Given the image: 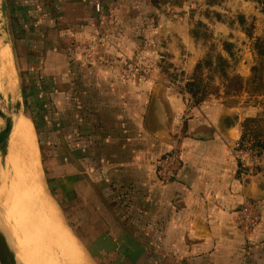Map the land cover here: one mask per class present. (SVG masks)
<instances>
[{"label":"rangeland","instance_id":"obj_1","mask_svg":"<svg viewBox=\"0 0 264 264\" xmlns=\"http://www.w3.org/2000/svg\"><path fill=\"white\" fill-rule=\"evenodd\" d=\"M57 2L0 0V6L6 51L14 65L23 109L35 132L44 189L62 224L74 237L88 264H207L205 258H201L206 249L176 247L166 252L167 249L155 245L151 249L142 247L146 234L156 240V232L142 230L149 219L141 218L143 206L140 202L123 211L127 227L131 229L125 233L115 230L123 226H116L111 214L120 211L119 207L110 210L99 198L83 196V188L80 189L75 181L78 138L75 133L69 136L61 130L65 116L62 97L69 99L71 115L65 120L76 132L78 97L83 90L89 91L87 85L96 81L125 80L133 87L116 88L115 94L118 90L135 92L144 88V95L150 102L155 86L161 84L178 95L184 120L204 111L236 112L237 127L246 134L245 138L264 144V94L258 95L256 86L247 83L253 69L264 65V56H260L261 52L264 54V4L258 0ZM46 19L55 41L64 55H69L66 61L57 52L49 60L44 59L43 37L31 39L40 44L39 48L27 46L28 29L36 20L44 23ZM39 28L36 27V33ZM225 43L232 45L231 55ZM218 55L229 61L225 78L221 77L215 61ZM208 57L212 59V66L205 63ZM44 65L53 68V75L51 67L42 70ZM234 77H239L241 83L232 85ZM111 114L109 111L103 115ZM140 116L142 120L144 112ZM101 139L105 141L104 136ZM63 140L69 141V155L66 149L65 152L61 149ZM110 154L101 152L102 165L107 162L104 156ZM67 157L69 163H66ZM70 177H73L71 182ZM9 190L8 185L0 188L2 210L8 218L13 214L12 207L18 205L17 198L9 194ZM263 192L264 188L259 191ZM259 208L261 215L263 212V222L264 201ZM22 228L25 241L32 245L28 258L31 264H81L74 257L59 261L45 255L35 247L37 241L25 222ZM248 235L245 234L234 254L244 255L242 264H264V233L254 243ZM251 257L259 260L252 261Z\"/></svg>","mask_w":264,"mask_h":264},{"label":"crops","instance_id":"obj_2","mask_svg":"<svg viewBox=\"0 0 264 264\" xmlns=\"http://www.w3.org/2000/svg\"><path fill=\"white\" fill-rule=\"evenodd\" d=\"M37 26L40 28L36 33ZM47 26V19L44 23L36 20L28 29L27 46L39 48L40 44L31 39L43 37L44 59L49 60L57 52L66 61L69 55H64L52 28ZM50 67L44 65L41 68L48 70ZM50 73L53 75L52 67ZM132 87V83L125 80L96 81L87 85L89 91L83 90L78 97L76 132L67 122L71 115L69 99L62 97L61 104H65L62 112L66 117H62L61 130L69 136L75 133L78 138L75 181L80 189L83 188V196H91L94 200L99 198L110 210L119 207L120 211L117 209L116 214H111L116 226H123L115 230L125 233L131 229L125 219L118 218V214L124 215L125 206L130 210V206L140 202L143 206L141 218L149 219L142 230L151 234L156 232V240L146 234L142 243L144 248L151 249L155 245L167 249L166 252L176 247L200 248L206 249L201 258L204 257L207 264H242L244 255L234 254L245 239V234L237 227L236 213L247 199L248 189L259 193L264 188V177H240L234 144L247 136L237 127L239 118L236 112L204 111L184 120L176 92L158 84L155 88H159V116L168 130L167 141H162L144 128L150 103L144 95V88L135 92L118 90L115 94L116 88ZM109 111L112 112L110 116L103 115ZM143 112L141 120L139 114ZM222 119L224 129L221 128ZM199 135L204 138L195 137ZM61 145L63 152L66 149L69 155V141L63 140ZM172 150L181 152L182 168L173 181L162 182L157 177L155 162ZM101 152L111 153L104 156L107 162L103 165ZM69 162L67 157L66 163ZM70 179L71 182L73 177ZM130 200L133 202L128 203ZM263 233L264 221L248 238L254 243L262 238ZM251 260L259 258L251 257Z\"/></svg>","mask_w":264,"mask_h":264},{"label":"bare ground","instance_id":"obj_3","mask_svg":"<svg viewBox=\"0 0 264 264\" xmlns=\"http://www.w3.org/2000/svg\"><path fill=\"white\" fill-rule=\"evenodd\" d=\"M2 10L0 8V107L3 113L13 119V128L6 141L1 145L0 188L9 186V194L15 195L18 205L12 207L11 217L2 210L0 194V216L9 222L15 240L26 264L32 245L23 236L24 222L37 241L35 247L44 254L59 261L76 258L81 264H88L75 243L74 237L60 220L50 196L45 192L40 153L31 120L23 109L17 86V76L11 57L8 56L4 40ZM0 119V129L4 128ZM22 220H18V219ZM0 245V264L6 261Z\"/></svg>","mask_w":264,"mask_h":264},{"label":"built area","instance_id":"obj_4","mask_svg":"<svg viewBox=\"0 0 264 264\" xmlns=\"http://www.w3.org/2000/svg\"><path fill=\"white\" fill-rule=\"evenodd\" d=\"M234 155L238 162L240 177H264V144L241 138L234 144ZM182 168V154L172 150L155 162L157 177L162 182L173 181ZM236 223L243 234H251L261 224L262 215L256 202L245 199L236 213Z\"/></svg>","mask_w":264,"mask_h":264},{"label":"water","instance_id":"obj_5","mask_svg":"<svg viewBox=\"0 0 264 264\" xmlns=\"http://www.w3.org/2000/svg\"><path fill=\"white\" fill-rule=\"evenodd\" d=\"M1 8V6H0ZM159 88L154 89L153 95L150 99L148 106V111L144 120V128L151 136L156 139L167 141L168 130L165 124L162 122L159 116V106H158V94ZM0 119L4 122L5 128L0 132V154L2 152L1 145L4 141L10 138L13 119L8 117L2 112L0 107ZM221 128L224 129V120L221 121ZM196 138H204L203 136H195ZM247 199L255 202H261L264 199L263 193H252L251 190H247ZM0 245L6 255V261L4 264H26V260L22 257L18 249L17 242L15 240L14 232L12 226L9 222H5L0 216Z\"/></svg>","mask_w":264,"mask_h":264},{"label":"trees","instance_id":"obj_6","mask_svg":"<svg viewBox=\"0 0 264 264\" xmlns=\"http://www.w3.org/2000/svg\"><path fill=\"white\" fill-rule=\"evenodd\" d=\"M259 2H262L264 4V1H261V0H258ZM224 47L226 48V51L231 55V47L232 45L228 44V43H225ZM260 56H264V54L261 52L260 53ZM215 61L218 62V68L220 69V72H221V77L222 78H225L227 77V73L225 72V68L227 66H229V61L228 59L222 57L221 55H218L216 58H215ZM205 63L208 64V65H211L212 66V59L210 57H208L206 60H205ZM202 66V63L198 65V69ZM241 79L239 77H234L233 79H231V83L232 85H237L239 83H241ZM251 82L253 85H255V91L258 92L259 94L258 95H263L264 93V65L261 64L260 67H255L253 69V74H252V77L247 81V83ZM38 136H39V133L37 132ZM43 152V151H41ZM43 157V161H44V165H45V156L42 155ZM133 201L130 200L128 201V203H132ZM125 211L128 209L126 206L124 207ZM119 215V219H121L122 221H124L125 219V215H121V214H118Z\"/></svg>","mask_w":264,"mask_h":264}]
</instances>
